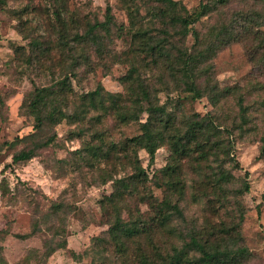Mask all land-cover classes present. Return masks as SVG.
Here are the masks:
<instances>
[{"label": "trees", "instance_id": "16d2710c", "mask_svg": "<svg viewBox=\"0 0 264 264\" xmlns=\"http://www.w3.org/2000/svg\"><path fill=\"white\" fill-rule=\"evenodd\" d=\"M33 1L27 0L31 13L40 7L34 6ZM137 1L148 5V18L140 15ZM154 1L158 5L151 4L150 0H129V6L135 8L129 12L131 41L130 52L125 53V58L130 60L131 67L124 79L123 91L111 94L98 86L77 97L66 73L54 84L35 89L28 104H24L35 119L33 130L38 132L44 126L52 127L66 120L77 126L70 133L74 138L91 137L92 140L83 143L75 153L87 168L97 170L102 184L112 182L114 186L112 193L99 203L107 218L108 230L104 234L106 239L95 238V246L112 248V255L117 256L119 264H129L128 255L132 254L138 264H249L251 255L240 233L241 214L238 222L234 217L229 223H213L204 218L199 228L188 233L178 228L177 224L186 220L181 204L188 189L200 193L193 196L194 203L205 200L208 206L218 204L212 211L214 214L223 209L226 211L229 197L237 196V192L230 195L228 191L233 177L226 166L232 163L233 168H237L238 163L232 154L231 133L218 125L217 117H185L178 112L174 100L180 93H189L195 100L206 97L217 109L223 102L236 98L241 125L238 128L244 130L250 117L241 89L237 86L221 88L213 77L211 62L222 48L241 43L247 47L248 56L257 69L264 71V58L258 55L264 49V34L259 30L261 16L256 11L239 12L199 34L192 26L203 17L219 13L232 0L201 1L193 13L184 16L180 15L179 4L175 1ZM69 2L45 0V7L39 10L48 18L50 32L57 34L56 50L71 52L74 70L78 65L87 64L92 50L101 57L113 23L108 6L105 20L91 23L84 22L76 12L70 11ZM4 4L5 0H0V5ZM19 31L30 39L33 51L44 56L51 48L49 40L39 39L41 35L37 26L23 27ZM26 32H33L34 37ZM188 36L193 39L189 47L185 44ZM153 70L156 71L154 75L142 77L141 72ZM253 88L264 93V83H257ZM159 92H165L171 99L168 104L175 105L173 110L160 103ZM143 114L146 119L141 122ZM107 118L122 126L137 123L140 133L127 139L121 147L112 143L107 146L104 141L106 129L103 128ZM36 136L37 133H32L25 138L32 147L13 155L12 163L36 157L38 150L51 142L47 139L34 143ZM261 142L260 157L264 160V138ZM163 146L168 147L170 156L167 165L160 170L165 179L166 194L159 200L147 187L148 177L140 164L138 152L145 151L149 163H153L157 150ZM125 166L131 169V175L115 178L114 168ZM184 166L197 178L192 187L186 185ZM108 168L113 171L106 170ZM248 191L249 185L244 183L238 195ZM141 204L146 206V212L139 210L137 205ZM234 204L239 209L235 199ZM64 208L60 203L51 206L54 213ZM123 212L129 218L126 223ZM155 231L166 235L164 238L169 240V246L160 247L153 243L151 235ZM143 239L149 246L142 245ZM64 246L65 241L55 247L48 245L45 258ZM131 247H134L132 252ZM97 256L103 258L101 252Z\"/></svg>", "mask_w": 264, "mask_h": 264}, {"label": "rangeland", "instance_id": "374dc122", "mask_svg": "<svg viewBox=\"0 0 264 264\" xmlns=\"http://www.w3.org/2000/svg\"><path fill=\"white\" fill-rule=\"evenodd\" d=\"M172 1L179 4V13L184 16L185 13H193L201 1L215 0ZM128 3L129 0H70L69 10L76 12L84 22H103L108 6L113 23L101 57L92 50L87 64L78 65L74 70L71 52L56 50L57 34L50 32L48 18L39 10L45 7V0L33 1L34 6H40L33 13L27 0H5V4L0 5V264L120 263L117 256L112 255V248L95 246V238L106 239L104 234L108 230L107 218L99 203L112 193L114 186L112 182L102 184L97 170L87 168L75 153L83 143L92 140L91 137L74 138L70 133L77 126L66 120L52 127L44 126L36 132L33 130L35 119L25 105L35 89L54 84L66 73L77 97L98 86L107 93H121L131 67L125 53L130 52L129 12L135 6L130 7ZM150 3L158 5L154 0ZM136 5L140 15L148 18V5L139 1ZM246 11L260 14L259 30L264 34V1L261 0H232L222 11L201 18L192 27L201 34L210 26ZM24 24L28 28L37 26L41 35L39 39L49 40L51 48L44 56L33 51L30 39L19 31L27 28ZM32 33L26 32L34 37ZM68 36L72 37V33ZM192 43V37L188 36L186 46ZM258 55L264 58V49ZM211 63L213 77L221 88L237 86L241 89L250 117L244 130L238 128L241 125L236 98L223 102L217 109L206 97L195 100L189 93H180L174 101L178 112L185 117L214 115L218 118V125L231 133L232 154L238 167L227 164L226 170L233 177L227 188L230 195L237 192V196L229 197L226 211L223 209L214 214L212 211L218 204L208 206L205 200L194 203L193 196L200 193L188 189L181 204L186 220L177 225L183 233H188L195 227L199 228L204 218L213 223H229L232 217L238 222L241 214L240 233L251 255L249 264H264V160L260 157L261 139L264 138V93L253 88L257 83H264V71L257 69L248 56L247 47L241 43L222 48ZM155 73V70L141 72L142 77ZM158 99L170 110L175 107L168 104L171 99L165 92H159ZM145 119L143 114L141 122ZM103 128L106 129L104 141L107 146L112 143L121 147L127 139L140 133L139 124L122 126L114 124L110 118L106 119ZM32 133H37L34 143L50 139V144L39 149L37 156L26 162L12 163L13 155L32 147V143L25 139ZM169 156L167 146L157 150L153 163H149L145 151L138 152L140 164L148 177L147 187L159 200L166 194L165 179L160 170L169 162ZM114 170L115 178L131 175L128 166ZM183 172L186 173V185L192 187L197 178L185 166ZM244 183L249 185V191L240 196L238 192L243 190ZM234 199L239 203V209ZM54 203L63 204L65 208L54 213L51 209ZM137 206L141 212L147 211L145 205ZM122 218L125 223L129 220L126 212ZM155 232L151 235L153 243L160 247L167 245L166 235ZM62 241H65L64 248L45 258L47 246L55 247ZM142 245L149 246L146 239L142 240ZM133 248L130 252L134 251ZM98 252L103 254V258L97 256ZM128 262L138 264L134 254L128 255Z\"/></svg>", "mask_w": 264, "mask_h": 264}]
</instances>
